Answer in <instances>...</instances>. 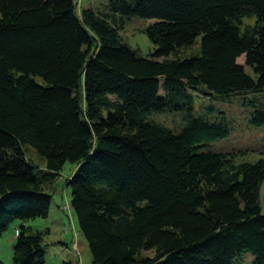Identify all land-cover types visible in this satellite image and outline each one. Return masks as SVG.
Returning a JSON list of instances; mask_svg holds the SVG:
<instances>
[{
    "label": "trees",
    "instance_id": "obj_1",
    "mask_svg": "<svg viewBox=\"0 0 264 264\" xmlns=\"http://www.w3.org/2000/svg\"><path fill=\"white\" fill-rule=\"evenodd\" d=\"M102 7L0 0V237L14 220L48 217L69 162L63 182L93 264H235L247 253L264 264V160L210 150L231 132L226 117L193 112L194 92L249 96L248 123L264 128V0ZM134 17L153 21L146 57L120 36ZM173 111L177 131L147 120ZM17 230L13 263L45 264L43 233Z\"/></svg>",
    "mask_w": 264,
    "mask_h": 264
},
{
    "label": "rangeland",
    "instance_id": "obj_2",
    "mask_svg": "<svg viewBox=\"0 0 264 264\" xmlns=\"http://www.w3.org/2000/svg\"><path fill=\"white\" fill-rule=\"evenodd\" d=\"M80 11L86 7H93L96 11L103 10V4L108 0H75ZM1 16V14H0ZM152 20H144L138 17L132 18L120 31V36L128 46L137 50L146 57L154 51L155 47L148 39L145 29ZM255 18H244V26L253 25ZM192 48L181 52L182 55L193 54L198 51L200 39ZM163 60V59H159ZM244 64V56L237 60ZM252 73L250 68H246ZM194 114H200L206 108L213 106L215 112L211 116L225 115L230 126L229 136L208 142L210 150L219 151L234 157V162L255 163L264 160V128L255 127L248 123L250 108L245 106L244 101L249 96H231L228 98L218 97L211 94L194 92ZM147 120L162 124L163 126L177 131L182 123L180 112L152 113ZM27 157L40 164L39 155L32 149L27 148ZM41 158V157H40ZM72 164L67 162L60 173V177L54 184L52 201L49 207V215L46 218H36L27 222L14 220L9 228L0 237V260L3 264H14L13 244L15 233L22 225L29 228V233H43V242L46 250L45 264H60L63 260H71L76 264H93L92 256L86 239L80 233V228L71 208V187L63 182L72 172ZM259 203L264 214V181L260 187ZM150 256L152 252H142L140 256ZM254 257L252 254H244L235 260V264H251Z\"/></svg>",
    "mask_w": 264,
    "mask_h": 264
},
{
    "label": "built area",
    "instance_id": "obj_3",
    "mask_svg": "<svg viewBox=\"0 0 264 264\" xmlns=\"http://www.w3.org/2000/svg\"><path fill=\"white\" fill-rule=\"evenodd\" d=\"M15 235H16V236L18 235V230H16V233H15Z\"/></svg>",
    "mask_w": 264,
    "mask_h": 264
}]
</instances>
